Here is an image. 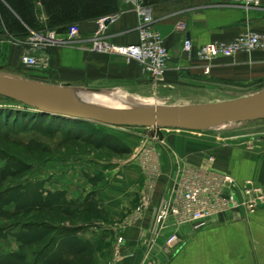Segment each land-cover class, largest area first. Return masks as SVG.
<instances>
[{
  "label": "rangeland",
  "instance_id": "obj_1",
  "mask_svg": "<svg viewBox=\"0 0 264 264\" xmlns=\"http://www.w3.org/2000/svg\"><path fill=\"white\" fill-rule=\"evenodd\" d=\"M118 2L120 8L123 0ZM28 6V17L36 31H30L28 37H17L16 41L25 44L30 38L27 45L38 52L50 42L55 44L58 34L49 28L47 11L40 0H30ZM4 29L8 31L6 20ZM54 33L50 42L45 39ZM35 35L43 39L33 40L37 38ZM36 56L37 67L23 66L19 60L20 78L53 85L49 82L56 80L42 76L45 70L49 71L45 59ZM70 91L83 93L96 105L118 102L121 108L126 107L121 104L125 95ZM228 91L233 92L230 88ZM261 91L264 83L237 89L236 93L222 92L212 103ZM153 102L158 106L173 104ZM175 130L114 127L39 115L32 108L0 97V264H118L129 257L131 252L123 236L114 235L98 224H133L138 219L134 210L140 199L124 221H111L100 201L107 183L96 181L92 174L112 170L115 178L116 172L138 159L147 176V192L152 194L156 179L167 171L157 152H141L149 144H156L171 154L167 145L170 135L203 139L208 149L222 152V171L213 166L211 151L202 165L187 163V159L178 155L172 171L178 185L190 174L222 175V189L227 195L224 197L234 194V201L222 203V209L207 219L202 241L208 244L217 239L222 241L218 247L220 264H250L247 262L250 250L257 258L253 264H264V120ZM224 177L231 181L226 182ZM119 237L122 244H117ZM192 248L196 246L188 253ZM210 248L213 247H207ZM213 255L216 253L205 257L207 264Z\"/></svg>",
  "mask_w": 264,
  "mask_h": 264
},
{
  "label": "crops",
  "instance_id": "obj_2",
  "mask_svg": "<svg viewBox=\"0 0 264 264\" xmlns=\"http://www.w3.org/2000/svg\"><path fill=\"white\" fill-rule=\"evenodd\" d=\"M149 7L153 28L161 35L169 54L168 70L157 81L151 80L134 60L127 61L121 55L98 53L91 49V38L97 31L99 18L78 24L79 32L74 38H69L66 32L58 34L55 44L49 41L38 52L27 45L31 43L30 38L26 39L25 44H19L17 37L0 36V73L20 78L22 75L18 68L21 56L26 53L40 55L49 68L48 72L43 70L45 73L42 76L57 81L49 83L95 94L105 92L125 95L121 103H126V107H157L158 103H154V100L173 103L168 106L210 104L222 92L236 93L237 89L264 83V50L239 52L231 58L217 57L212 61L208 75L203 73L202 62L194 57L188 58L182 52L186 37L197 48L214 41L229 42L246 31L264 35V0L260 8L250 10L234 6L231 0H156ZM116 14L105 26V41L118 46L135 44L138 18L132 4L123 0ZM180 25L185 26L184 30L178 28ZM55 35L49 34L51 37ZM228 88L233 92L228 91ZM167 143L172 156L156 144H149L141 152H157L167 171L165 176L156 179L158 182L151 194L148 209L133 224L123 225L121 222L98 225L109 228L114 235H122L129 247V257L118 264H207L205 257L212 252L216 255L212 256L210 264H220L222 260L218 257V247L222 241L217 239L210 244L202 241L201 234L206 228L193 230L191 223L179 222L171 215L161 225H157L156 215L160 204L171 200L176 193L178 179L172 171L175 170V158L178 155L187 159V163L202 165L205 156L211 151L214 155L213 166L222 171V152L208 149L203 139L198 140L189 135H170ZM112 175V170L92 174L96 181L107 183L106 192L100 201L109 213L110 220L117 222L126 219L134 210L148 180L138 159L116 172L115 178ZM170 235L178 238L173 249L164 245ZM244 242L243 239L242 244ZM193 246L196 248L188 253ZM208 246L213 248L207 249ZM250 251L247 262L253 264L257 258Z\"/></svg>",
  "mask_w": 264,
  "mask_h": 264
},
{
  "label": "built area",
  "instance_id": "obj_3",
  "mask_svg": "<svg viewBox=\"0 0 264 264\" xmlns=\"http://www.w3.org/2000/svg\"><path fill=\"white\" fill-rule=\"evenodd\" d=\"M132 4L138 18L137 42L127 46L112 45L105 41L104 22H110L117 14L104 16L97 21V31L91 38V49L98 53H114L123 56L127 61H136L143 69L144 73L151 80H159L163 77L169 67V54L164 46L161 35L153 28V20L150 7L144 0H126ZM263 0H231L234 6L244 10L260 8ZM184 30L185 26L178 27ZM78 24L70 25L67 29V36L74 38L78 35ZM35 39L40 40V35H35ZM49 36L45 39L49 40ZM43 39V38H42ZM264 50V35H259L250 31L243 32L229 42H210L197 48L189 38H184L182 52L188 57H194L203 63V73L209 74L212 61L217 57L231 58L239 52H252ZM23 66L37 67L38 59L34 54L26 53L20 58ZM226 182H230L229 177H224ZM225 182V183H226ZM151 187V186H150ZM146 192L141 196L134 212L136 218L148 209L151 193ZM222 189V175L207 173V175L190 174L185 176L183 181L177 186L173 198L160 204L156 224L161 225L170 215L179 222H187L193 225V230H198L206 225L207 219L222 209V203L234 201V194L229 193L224 197ZM227 196V195H225ZM178 242L176 235H170L164 241L165 247L173 249ZM117 244H122V238L117 239Z\"/></svg>",
  "mask_w": 264,
  "mask_h": 264
},
{
  "label": "water",
  "instance_id": "obj_4",
  "mask_svg": "<svg viewBox=\"0 0 264 264\" xmlns=\"http://www.w3.org/2000/svg\"><path fill=\"white\" fill-rule=\"evenodd\" d=\"M110 22L107 19L104 24ZM70 89L0 73V96L40 113L86 120L114 127L193 130L207 125L264 120V91L210 104L147 107L136 111H110L86 105L58 104Z\"/></svg>",
  "mask_w": 264,
  "mask_h": 264
},
{
  "label": "trees",
  "instance_id": "obj_5",
  "mask_svg": "<svg viewBox=\"0 0 264 264\" xmlns=\"http://www.w3.org/2000/svg\"><path fill=\"white\" fill-rule=\"evenodd\" d=\"M29 1L30 0H2V2H0V36L10 34L14 37L24 38L30 35V31H36L28 17ZM40 1L45 5L49 20V28L55 30L57 34L67 32L68 26L71 24H80L85 21L113 15L120 9L118 0ZM144 1L147 5H150L156 0ZM16 18L20 20V23L17 22ZM5 20L8 31L4 29ZM4 99L20 104L8 98ZM38 114L47 115L40 112H38ZM51 116L54 117V115Z\"/></svg>",
  "mask_w": 264,
  "mask_h": 264
},
{
  "label": "bare ground",
  "instance_id": "obj_6",
  "mask_svg": "<svg viewBox=\"0 0 264 264\" xmlns=\"http://www.w3.org/2000/svg\"><path fill=\"white\" fill-rule=\"evenodd\" d=\"M13 76H15V75H13ZM69 93H70V97L68 98L69 101L67 99H64V98L63 99H60V98H52V101L55 102V103H58V104H63V105H70L69 102H71V103H76V104H79V105H86V106H90V107H94V108H99V109H104V110H110V111H136V110H139V109L147 108V107H140V106H133V107H128V108H126V107L125 108H121L122 106L120 107L115 102L114 103L112 102L110 104H107L108 103L107 102L106 104H103V105H96L95 103H93V101L89 100V98H87V96L82 95L83 93H79V92H72L71 93V91ZM97 99H99V98H97ZM100 103H103L102 100H101ZM214 126L215 125H207V126H203V127L204 128H208V127H214Z\"/></svg>",
  "mask_w": 264,
  "mask_h": 264
}]
</instances>
